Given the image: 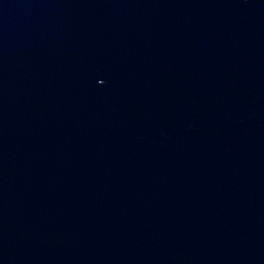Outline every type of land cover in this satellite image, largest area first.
I'll return each mask as SVG.
<instances>
[{"label":"water","instance_id":"95a60500","mask_svg":"<svg viewBox=\"0 0 264 264\" xmlns=\"http://www.w3.org/2000/svg\"><path fill=\"white\" fill-rule=\"evenodd\" d=\"M0 264H264V0H0Z\"/></svg>","mask_w":264,"mask_h":264}]
</instances>
